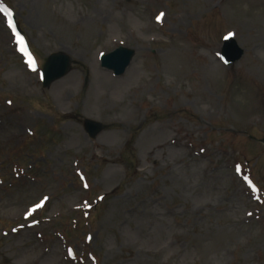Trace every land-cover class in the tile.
I'll return each mask as SVG.
<instances>
[{
  "label": "rangeland",
  "instance_id": "374dc122",
  "mask_svg": "<svg viewBox=\"0 0 264 264\" xmlns=\"http://www.w3.org/2000/svg\"><path fill=\"white\" fill-rule=\"evenodd\" d=\"M230 33L245 54L226 68ZM120 47L136 53L118 77L101 57ZM55 53L71 68L44 88ZM250 137L264 0H0V264H264Z\"/></svg>",
  "mask_w": 264,
  "mask_h": 264
},
{
  "label": "water",
  "instance_id": "95a60500",
  "mask_svg": "<svg viewBox=\"0 0 264 264\" xmlns=\"http://www.w3.org/2000/svg\"><path fill=\"white\" fill-rule=\"evenodd\" d=\"M243 54L244 50L236 44L232 37L225 41L222 57L227 67L239 62ZM134 55V50L120 47V49L115 50L110 53V55L102 57V66L109 71H113L116 76H121L125 73L126 69L131 66V60ZM70 68L71 59L68 55L55 54L50 56L45 63L43 71L44 86H48L54 81H57V79L66 76ZM83 124L89 138H95L103 130V126L92 120H84ZM259 142L264 145V140Z\"/></svg>",
  "mask_w": 264,
  "mask_h": 264
},
{
  "label": "snow or ice",
  "instance_id": "6c2138e0",
  "mask_svg": "<svg viewBox=\"0 0 264 264\" xmlns=\"http://www.w3.org/2000/svg\"><path fill=\"white\" fill-rule=\"evenodd\" d=\"M5 11H6V10H5ZM7 15H8L9 17H11L12 14H11V13H7ZM9 26H10V27H13V31L15 30L13 25L10 24ZM232 35H233V34L230 33V34H229V37H226V39H227V38H230ZM21 43H22V42H21ZM29 63H30V67H31V69H32L33 71H35V70H36V68H35V62L32 61L31 58H30Z\"/></svg>",
  "mask_w": 264,
  "mask_h": 264
},
{
  "label": "bare ground",
  "instance_id": "6f19581e",
  "mask_svg": "<svg viewBox=\"0 0 264 264\" xmlns=\"http://www.w3.org/2000/svg\"><path fill=\"white\" fill-rule=\"evenodd\" d=\"M106 77H107V75L104 72L103 73L99 72V75H98L99 80H100V78H104L106 80Z\"/></svg>",
  "mask_w": 264,
  "mask_h": 264
}]
</instances>
